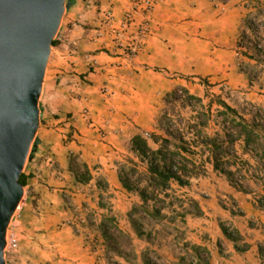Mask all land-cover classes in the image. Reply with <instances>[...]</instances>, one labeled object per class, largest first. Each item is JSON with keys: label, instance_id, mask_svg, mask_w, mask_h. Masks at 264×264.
<instances>
[{"label": "crops", "instance_id": "1", "mask_svg": "<svg viewBox=\"0 0 264 264\" xmlns=\"http://www.w3.org/2000/svg\"><path fill=\"white\" fill-rule=\"evenodd\" d=\"M263 8L264 0H158L147 17L135 8L133 0H76L64 15L58 33L60 45L52 48L44 81L40 102L47 130L39 138L26 175L31 177L28 187L39 178L46 186L32 188V199H36L34 192L43 196L45 189H50L57 195L71 188L72 155H80L91 167V158L96 157L90 149L120 154L123 145L138 134L145 136L150 130L162 136L153 129L157 105L177 90L191 95L201 87L221 94L239 92L264 108L261 78L257 84L252 71L237 62L243 54L248 68L260 66L252 49L240 51L239 42L246 36L249 17ZM127 17L130 22L119 41L117 32ZM146 20L149 32L141 39L139 30ZM138 43L136 54L127 55ZM83 111H88L89 119ZM63 121L67 122L64 132L68 136L48 130ZM100 134L105 143L97 142ZM69 138L77 141L69 142ZM51 162H57V168ZM93 175L88 186L77 184L74 175L73 181L83 188L100 190L102 183L94 171ZM100 176L115 196L122 194L124 187L113 165L106 164ZM230 194L242 214L199 200L200 218L188 219L189 240L208 251L211 264H264V188L252 194ZM23 219L21 215L16 221V230ZM223 227L233 231L236 239L227 236ZM96 234L78 237L72 228H64L53 235L45 253L36 244L31 253L44 254L56 264H112L106 247L95 244ZM19 252L24 264L28 259L23 257L22 246Z\"/></svg>", "mask_w": 264, "mask_h": 264}, {"label": "rangeland", "instance_id": "2", "mask_svg": "<svg viewBox=\"0 0 264 264\" xmlns=\"http://www.w3.org/2000/svg\"><path fill=\"white\" fill-rule=\"evenodd\" d=\"M239 49L242 52L252 49L254 56L264 59V8L252 13L249 17L246 36L240 40ZM242 58L243 54H240L237 61L239 66L246 68L247 71L251 70L257 79L256 83L259 84L258 77H260L264 85V64H260L255 69L248 68ZM194 95L202 99V102L187 103L184 94H180L178 97L166 95L163 101L157 105L156 126H153V129L161 133L163 137L171 139L174 145H180L182 143L180 138L183 137L185 145L187 144L190 149L187 156L197 164V173H199L190 180L188 186H180L177 182H173L168 195H161L157 203L150 202L151 208L155 205L163 207L162 219L157 220L143 213L131 215L134 209L143 203L139 194L130 193L124 188L122 194L117 197L100 176L101 170L105 168L106 164H109L117 170L120 181L122 171L124 175L128 173L129 178L133 181L143 180V173L146 172L147 167L132 152L131 142L123 145L124 149L120 154L108 155L112 152H102L100 148L90 149L91 155L96 157L91 158V167L96 175V180L102 183L100 190L94 186L83 188L77 185L74 183L72 175V180L69 183L71 188H67V192H58L56 195L50 189H45L43 196L41 192H34L36 199L33 200L31 189H36L38 185L43 188L46 186L41 178H39L40 181L33 179L31 187L25 188L24 198L9 226V239H12L11 233L16 232L17 247L12 249L11 246H7L5 252L7 264H23L19 252L20 246L24 249L23 257L28 259L24 264H32L31 260L37 264H54L56 261L47 260L44 254L34 255L31 251L36 244L45 253L46 245L53 243H49L50 240H53V235L68 227L72 228L74 235L78 237H88V233L92 235L97 233L95 244L97 247H106L107 259H110L113 264H145L146 257L152 264H180L181 258H187L186 262L190 261L191 258L185 250L186 245L192 244L189 240L188 219L200 218L202 208L196 206L197 201L200 200L207 205L214 203L219 210L240 215L242 209L236 204L230 191L246 195L264 188L262 164L255 152L253 153L251 148H247L242 140H237L229 152L230 156H235L238 160L237 165L229 167L234 171L241 169L235 180V183L241 187L240 189L232 184L226 176L212 171L211 147L206 142V138L226 140L232 131L230 124L226 123L219 114L222 111V107L217 102L219 98L230 103V106L247 119H254L263 126L264 108L256 106L253 102L246 100L241 93L234 91H225L221 94L210 92L209 89L205 90V87H201ZM75 98L79 100L78 97ZM82 114L86 119H89L90 115H85L84 111ZM40 121L32 150L36 141L38 143L43 130L46 129L42 124V109ZM66 123L64 121L58 124L54 123L48 130L51 133L56 132L59 135L68 136L67 132H64L67 128ZM146 132L144 131V133ZM148 133H150L149 140L152 148L158 149L159 146L151 139L152 132L149 130ZM199 133L202 135L199 136ZM99 139L97 142L105 143L103 134L99 135ZM72 140L77 141V139L70 138L67 141L71 142ZM32 150L26 163L25 174L30 167ZM82 160L85 161L84 158ZM45 162L48 163L47 159ZM50 165L57 168L58 163L52 164L51 162ZM134 168L137 169V172L133 171ZM65 180L67 179L65 178ZM257 201L259 200L257 199ZM183 214L186 215L185 218H182ZM21 215L24 219L22 225L18 226V230H16V221ZM104 216L114 219L117 227L123 232L120 234L117 230L115 231L117 241L114 244L118 245L116 250L124 253L125 258L120 257L116 250H112L111 245L103 239L100 225ZM134 221L143 227V231L147 235L141 237L138 234Z\"/></svg>", "mask_w": 264, "mask_h": 264}, {"label": "water", "instance_id": "3", "mask_svg": "<svg viewBox=\"0 0 264 264\" xmlns=\"http://www.w3.org/2000/svg\"><path fill=\"white\" fill-rule=\"evenodd\" d=\"M67 0H0V264L11 221L25 195L20 183L41 120L52 44Z\"/></svg>", "mask_w": 264, "mask_h": 264}, {"label": "trees", "instance_id": "4", "mask_svg": "<svg viewBox=\"0 0 264 264\" xmlns=\"http://www.w3.org/2000/svg\"><path fill=\"white\" fill-rule=\"evenodd\" d=\"M76 0H67V10L71 9L75 5ZM60 45V41L57 38L53 41L52 48ZM129 56H134L136 53H132L130 50L126 52ZM262 53V52H261ZM260 64H264V59H257ZM180 92L184 94L185 102L192 104V102H202V99L191 95L184 89L177 90L172 96H180ZM219 106L222 107V111L219 112L223 120L230 124L231 133L228 134L226 140H219L214 138H206L207 144L211 147V161L213 162L215 171L226 176L232 184H235L238 189L241 187L235 183L236 175L241 172V169L232 170L229 166L237 165V158L230 156V149L235 145L237 140H242L247 148H251L252 152H255L259 162L262 164V170L264 171V126L256 120H249L244 115L239 113L235 108L230 106L227 102L218 99ZM41 122V121H40ZM234 132V133H233ZM202 134L199 133V136ZM151 139L159 146L158 149H153L150 140L143 134H138L132 138L131 150L139 158V160L146 164V172L143 173V180L133 181L129 178V174L124 175L121 173V182L123 187L130 193H138L143 203L139 207H136L131 215H137L143 213L154 219L163 218V207H150V202L159 201L161 195H168L169 190L172 188V183L177 182L180 186H188L190 180L196 177L198 166L190 159L187 154L190 149L185 145L184 138L181 137L182 143L180 145H174L173 141L163 136L151 135ZM36 144L38 145L37 141ZM35 144L32 152L34 153L37 145ZM137 172V169H133ZM70 172L74 175L76 183L82 186L90 185L94 180V175L89 164L82 160L80 155H72L70 163ZM31 177L22 174L20 183L24 188L29 186ZM145 183V185H143ZM186 215L183 214L182 218ZM137 226L138 234L143 237L147 235L144 233L143 227L134 221ZM101 235L103 239L111 245L112 250H116L117 241L116 230L123 234V232L117 227L114 219L111 217H105L100 225ZM227 236L232 239H236V235L231 231L223 227ZM187 255L191 258L187 261V258H181L180 264H211L209 260V253L206 249L188 244L185 247ZM264 250L262 249V252ZM117 254L125 258L124 253L117 251ZM113 264V263H112ZM119 264V263H117ZM145 264H152L150 259L145 258Z\"/></svg>", "mask_w": 264, "mask_h": 264}, {"label": "built area", "instance_id": "5", "mask_svg": "<svg viewBox=\"0 0 264 264\" xmlns=\"http://www.w3.org/2000/svg\"><path fill=\"white\" fill-rule=\"evenodd\" d=\"M157 2H158V0H133L135 8L142 10L147 17H149L151 15V13L153 12ZM108 19L113 20V17L111 14H108ZM129 22H130V17H127L126 21L123 23V25L121 27V31L117 32V39L119 41H120V37L122 36L123 31L126 30V28L128 27ZM148 32H149V21L146 20L139 30L140 38L142 39L143 37H145ZM139 48H140V43L134 45L129 50L134 54L138 51ZM180 94H182V92H180ZM85 115H89L88 111H85ZM145 137L149 139L150 134L147 133L145 135ZM231 232L233 234H235L233 231H231ZM11 237H12V239L10 240L9 239L10 238L9 233H7V246H9V247L11 246V248L13 249V248L17 247V240H16L14 233H11Z\"/></svg>", "mask_w": 264, "mask_h": 264}]
</instances>
